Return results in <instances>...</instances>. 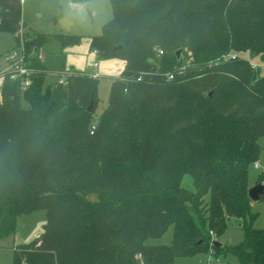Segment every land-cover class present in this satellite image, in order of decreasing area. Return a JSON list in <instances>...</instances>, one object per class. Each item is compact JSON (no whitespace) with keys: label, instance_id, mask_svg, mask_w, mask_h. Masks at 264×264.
Returning a JSON list of instances; mask_svg holds the SVG:
<instances>
[{"label":"trees","instance_id":"16d2710c","mask_svg":"<svg viewBox=\"0 0 264 264\" xmlns=\"http://www.w3.org/2000/svg\"><path fill=\"white\" fill-rule=\"evenodd\" d=\"M110 3L112 18L89 50L125 66L97 119L102 77L66 62L82 36L55 35L62 51L52 70L39 53L47 36L26 33L30 85L8 77L1 85L0 242L15 236L20 216L46 212L43 232L13 248L12 264H116L115 253L140 249L153 264L211 250L213 261L264 264V228L253 225L248 195L264 138V75L222 58L250 52L264 62V0ZM22 10V0H0V34L16 35V49ZM155 47L159 68L149 62ZM186 174L192 189L182 186ZM171 218L168 251L145 244L162 238ZM230 218L243 240L217 247Z\"/></svg>","mask_w":264,"mask_h":264},{"label":"rangeland","instance_id":"374dc122","mask_svg":"<svg viewBox=\"0 0 264 264\" xmlns=\"http://www.w3.org/2000/svg\"><path fill=\"white\" fill-rule=\"evenodd\" d=\"M22 9L23 29H21L18 35L20 37H24L26 33H30L43 34L47 36L48 41L40 48L39 52L40 57L43 59V63L47 68L55 70L59 67L58 57H60L62 49L61 44L55 35L71 34L82 36V39L79 45L65 50L67 53L66 62L68 63V66L73 67L77 71H90L91 67L88 69V67H86V62L89 58L88 62H91L92 66V63L96 59L93 52L89 50L88 43H90V37L98 36L101 33L102 25L107 23L112 18L110 0H22ZM61 19H67L71 22L72 25L69 32L62 28L60 23ZM16 46V35L11 33L0 34V71L9 66L7 56H10L13 51H16ZM222 58L227 62L231 59L235 61L248 62L251 66L257 69L261 75H264V62L258 55H252L250 52H230ZM106 61L107 60L97 61L100 66L98 68V72L100 75L103 74V77L101 78L100 88L98 91L99 101L94 114L95 119L101 115L108 103L111 86V77L109 78V76L112 75L102 72L103 64ZM149 62L159 68L162 58L161 56H158L155 51H153V56L149 58ZM188 62L189 60L183 62L180 69L188 66ZM54 82L55 78L51 75V77L49 76L46 78L45 86L48 84L53 85ZM259 143L262 150L259 159L256 161L260 164V167H263L264 138H261ZM261 177V169H257L255 167V163H253L248 170L249 188L258 183H264V179L259 182ZM182 186L192 189L191 187H193V181L189 174L184 176ZM91 199L94 200V196H92ZM208 199L209 198L206 197V203ZM252 203V211L257 214L253 225L255 228H264V202L252 201ZM202 206L203 204L201 207ZM228 220H230L228 230L218 240L214 239V241L221 243V246L236 245L243 240V232L240 230L237 220L234 218H230ZM171 222L172 223L169 225L167 232L162 238L152 239L145 244L164 245L165 248L170 247L173 240L174 227L178 220L171 218ZM45 224L46 212L44 210L36 211L30 215L20 216L17 220L15 236L3 241L5 242L4 245L7 249L0 248V264H12V248L28 244L36 239L43 232ZM167 248L165 251H168ZM215 254L216 252L211 250L209 255L177 257L170 262H167V264H206L207 262H202V260L206 258L211 259V256H215ZM113 258L116 264H153L149 255L146 254L145 250L141 249L135 250L130 256L126 251L117 252L114 254ZM81 259L86 258L81 257ZM86 260L92 261L91 258ZM128 260H131V262H128ZM231 264H238L235 257L231 258Z\"/></svg>","mask_w":264,"mask_h":264},{"label":"built area","instance_id":"2783aa9c","mask_svg":"<svg viewBox=\"0 0 264 264\" xmlns=\"http://www.w3.org/2000/svg\"><path fill=\"white\" fill-rule=\"evenodd\" d=\"M23 37H21V45L15 49L16 51H13V53L10 54V56H7L9 60V66L0 71V88L5 80L6 77L9 78L10 81H20L23 88H27L30 85V68L28 67L30 62L27 60V57L25 56L24 46H23ZM155 53L158 56H161L163 54V50L159 47H155ZM96 54V52H94ZM92 67L94 70L98 67V62L94 61L92 63ZM93 77H99V75L94 72L92 73ZM66 82V75L63 74L61 77L58 78L59 84H64ZM255 167L257 169H261V172L264 174V166L260 167V164L258 162H254ZM225 264L222 261L216 260L213 261L212 259H209L207 264Z\"/></svg>","mask_w":264,"mask_h":264},{"label":"crops","instance_id":"0c3cea01","mask_svg":"<svg viewBox=\"0 0 264 264\" xmlns=\"http://www.w3.org/2000/svg\"><path fill=\"white\" fill-rule=\"evenodd\" d=\"M90 42V41H89ZM93 55L95 56V54L93 53ZM42 59V58H41ZM88 60H89V58H88ZM88 60H87V62H86V67H88V69H90V67H91V69H90V71L92 72V73H94V72H96L98 75H99V77H103V74L102 75H100V73L98 72V68L100 67L99 66V63H98V67H97V69L96 70H94L93 69V67L91 66V62L89 63L88 62ZM42 61H43V59H42ZM124 66H125V64H124V62L123 61H121V60H118V59H112V60H107L104 64H103V67H102V72L103 73H105V74H108V75H112V76H109V78L110 77H116V76H118V75H120L121 74V72L123 71V69H124ZM67 67H69V68H72V67H70V66H68V63H67ZM87 69V68H86ZM108 77V76H107ZM3 243V244H2ZM4 243L5 242H0V248L1 249H7L6 247H5V245H4ZM14 248V247H13ZM13 248H12V252H13ZM13 258V257H12ZM208 258H206V259H204V260H202V262H204V261H206V262H208V260H207ZM12 262H13V260H12Z\"/></svg>","mask_w":264,"mask_h":264},{"label":"water","instance_id":"95a60500","mask_svg":"<svg viewBox=\"0 0 264 264\" xmlns=\"http://www.w3.org/2000/svg\"><path fill=\"white\" fill-rule=\"evenodd\" d=\"M60 23L62 25V28L64 30H66L67 32L70 31L71 29V22H69L67 19H61L60 20ZM180 53L181 51H178L177 52V55L180 56ZM1 106V104H0ZM93 108V99L91 100L87 110L88 111H91ZM250 190H248V195L250 197V199L253 201V202H259L261 200V197L263 196L264 194V183H258L256 184L255 186L249 188ZM214 244L217 246V247H221V243L217 242V241H214Z\"/></svg>","mask_w":264,"mask_h":264}]
</instances>
